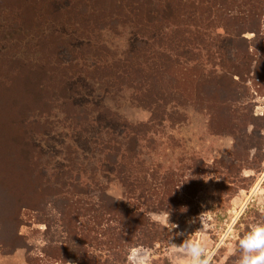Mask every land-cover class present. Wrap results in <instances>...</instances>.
I'll return each instance as SVG.
<instances>
[{
    "label": "rangeland",
    "instance_id": "374dc122",
    "mask_svg": "<svg viewBox=\"0 0 264 264\" xmlns=\"http://www.w3.org/2000/svg\"><path fill=\"white\" fill-rule=\"evenodd\" d=\"M103 1H90L96 4L92 6V11L97 17L105 13L107 21L110 17L112 21L102 20L104 23H99L90 19L89 30L83 31L82 22L79 25V22L61 19L63 23L56 24L48 19L40 30L48 36L57 31L64 35H61L63 40L55 49L59 55L53 54L51 61L59 69L62 67L68 77H74L73 99L77 98L79 102L83 99L85 109L80 113L75 108L71 109L77 118V113L80 115V119L75 120L70 109L58 97L50 108L46 106L28 112L26 120L30 119L35 129H39L31 135L33 145L39 146L42 161L51 169L70 171L71 175L80 177L82 184L91 187H95L94 182H97L106 188L107 194L117 204L145 215L149 224L147 233L154 235V238L143 242V238L137 236V243L123 250L126 257L123 264H128L129 252L135 247L151 249V264H172L173 250L169 245L172 237V243L177 245L186 238L201 243L207 250L210 264H237L239 239L254 225L264 223V58L253 47L255 39L263 43L264 12H261L260 33L256 35L246 30L248 25L241 18L235 23L227 20L217 0H212L214 3L210 5L206 0L203 8L206 14L201 15L197 11L195 19L189 18L190 13L187 15L185 10L191 2L199 5V0H143L150 1L152 7L160 9V12L173 14L169 19L158 17L151 21L148 29H143L145 36L139 33L134 24L125 25L118 21L113 10L98 11L97 8L106 5L102 4ZM256 1L264 9L261 0ZM88 5H81L79 9L88 14L93 13ZM109 12L110 16H107ZM207 17L209 20H206ZM0 18V66L3 65L4 57L21 62L22 67L45 60L43 51L37 48L39 36L28 29L23 36H12L7 33L11 21L2 15ZM201 18L212 25H201ZM197 31L206 34L198 35ZM234 31H239V38L245 39L255 59L249 75L239 80L247 87V98L239 114L248 112L254 118L247 124H239L240 143L237 151L236 135L229 129L211 132L209 112L186 104L170 110L172 121L147 124L150 113L147 108L135 103L133 90L125 86H110L106 84L109 78H102L114 77L113 63L124 61L127 51L138 46L137 42H148L157 50L175 57L174 47L168 43L170 37L175 41L180 39V43L186 46V55L179 57L185 65L202 63L207 69L217 68L220 73L218 52L222 51L226 55L230 48L227 37ZM3 67L0 76L6 77L9 88H3L0 83L1 94L12 98L18 88L25 85L14 77L15 80H9L15 64ZM100 105L110 113L118 114L129 124H144L142 131L145 130V134H142V138L139 136L138 145L134 146L138 154L137 161L142 165L124 173V176L131 175V180L138 174L137 170L142 168L144 171L139 172V177H144L143 184L141 182L144 192L142 188L129 192L120 179L123 174L103 170L105 152L99 142L108 139L109 135L105 131H113L114 125L109 126L105 114L97 111ZM9 108L10 112L0 109L1 128L5 126L9 114H15L16 109L12 106ZM101 120L102 130L98 132ZM113 135L119 142L126 143L119 129ZM257 144L259 149L252 147ZM136 182L140 186V182ZM172 194L176 196L174 205L168 204ZM153 213H170L169 223L178 227L172 230L169 225L156 222ZM29 221L20 230L30 243L29 255L36 264H48L42 251L47 245L43 239L46 226L35 223L32 216ZM25 253L24 248L10 255L0 253V264H27ZM106 254L102 251L100 255L105 257Z\"/></svg>",
    "mask_w": 264,
    "mask_h": 264
},
{
    "label": "trees",
    "instance_id": "16d2710c",
    "mask_svg": "<svg viewBox=\"0 0 264 264\" xmlns=\"http://www.w3.org/2000/svg\"><path fill=\"white\" fill-rule=\"evenodd\" d=\"M90 1L94 0H0V15L11 21L7 33L23 36L28 29L35 36H39L37 48L43 51L45 57V60L25 67L21 66V62L4 57L3 65L0 66L1 70L5 65L15 64L9 80L16 79L25 85L18 88L12 98L2 95L0 87V109L6 112H10V106L16 109L14 116L9 114L7 117L5 126H0V253L10 255L17 249L24 248L27 264L36 263L29 255L31 247L28 238L20 230L22 226L28 225L31 216L35 223L46 226L43 239L47 245L42 251L48 264H123L126 258L123 250L136 244L137 236L143 238V242L154 238V235L147 233L146 227L149 224L147 225L145 215L117 204L103 185L97 182H94L95 187L82 184L79 176L71 175L70 171L59 172L51 169L43 162L40 148L33 145L31 138L34 131L39 129H35L30 119L26 120L28 112L46 106L50 108L53 100L58 97L70 109L74 119H80V115L77 113L78 119L71 110L75 108L74 110L82 112L85 109L83 99H79L80 102L77 98L73 99L74 77H68L62 67L59 69V66L52 63L53 54L59 55L55 49L64 35L57 31L54 32L56 34L48 36L40 30L48 19L56 24L63 23L61 19L71 23L79 22V25L82 22L83 31L89 30L90 19L100 21L99 23L102 20L112 21L111 17L107 21L105 13L103 16H95L92 6L96 4ZM203 1L199 0V5L194 2L187 4L185 12L187 15L190 13L189 18L195 19L197 11L201 15L206 14L203 10L206 0ZM217 1L221 3L227 20L235 23L241 18L248 25L246 30L259 35L263 18L261 12L264 9L258 1ZM89 3L91 4L88 5ZM103 3L106 5L97 8L98 11L113 10L118 21L125 25L134 24L141 35L146 33L143 29H148L147 26L154 19H169L173 16L170 12H160V9L152 7L150 1L104 0ZM207 3L210 5L214 1L208 0ZM261 3L264 4V1L261 0ZM81 5H88L93 13L81 11ZM4 6L8 9L5 10ZM107 16H110V12ZM206 20H209L208 17ZM199 22L209 27L212 25L202 18ZM196 33L206 34L199 31ZM227 39L230 48L226 55L222 51L218 52L220 73L216 67L210 70L202 63L185 65L179 57L186 55V46L180 43V39L175 41L170 37L168 43L174 47L172 50L175 51V57L157 50L148 42H137L138 46L127 51L124 61L113 63L114 77L102 78H109L106 84L110 86H125L133 90L135 103L147 108L150 113L147 124L172 121L170 110L186 104L209 112L211 132L229 129L236 135L237 151L240 143L239 124H247L254 118L248 112L239 114L247 98V87L239 80L249 75L255 59L251 56L245 39L239 38V31H234ZM262 40L263 43L253 40V47L264 58V36ZM0 83L3 88H9L6 77L0 76ZM97 111L105 114L109 126L114 125L113 131H105L109 135L108 139L99 142L105 152L103 170L123 174L120 179L129 192H134L136 188L143 190L144 177H139V172L144 171L142 168L137 170L138 174L131 180V175L124 176V173L127 174L133 167L142 165L137 161L138 154L134 146L138 145L139 136L142 138V134H145V130L142 131L144 124H129L101 105ZM30 118L32 119L31 114ZM1 120L0 116V122ZM102 122L101 120L98 132L102 130ZM117 129L123 132L126 143L115 139L113 134ZM82 131L87 133L84 128ZM252 147L260 148L258 144ZM136 181L140 182V186ZM175 202L176 196L170 195L168 204L174 205ZM102 251L107 253L105 257L100 255Z\"/></svg>",
    "mask_w": 264,
    "mask_h": 264
},
{
    "label": "clouds",
    "instance_id": "9594fccd",
    "mask_svg": "<svg viewBox=\"0 0 264 264\" xmlns=\"http://www.w3.org/2000/svg\"><path fill=\"white\" fill-rule=\"evenodd\" d=\"M158 223L169 225L172 230L178 225L169 223L170 213H153ZM169 241L173 250L172 264H210L206 248L188 238L177 245ZM239 259L237 264H264V223L254 225L250 231L238 241ZM128 264H151V249L135 247L130 250Z\"/></svg>",
    "mask_w": 264,
    "mask_h": 264
},
{
    "label": "crops",
    "instance_id": "0c3cea01",
    "mask_svg": "<svg viewBox=\"0 0 264 264\" xmlns=\"http://www.w3.org/2000/svg\"><path fill=\"white\" fill-rule=\"evenodd\" d=\"M66 264H72V263H66Z\"/></svg>",
    "mask_w": 264,
    "mask_h": 264
}]
</instances>
